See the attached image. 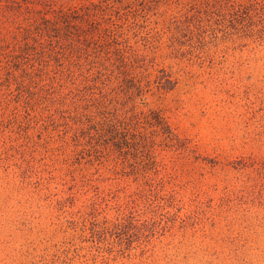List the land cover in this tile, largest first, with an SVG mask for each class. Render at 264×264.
I'll use <instances>...</instances> for the list:
<instances>
[{
  "label": "rangeland",
  "instance_id": "374dc122",
  "mask_svg": "<svg viewBox=\"0 0 264 264\" xmlns=\"http://www.w3.org/2000/svg\"><path fill=\"white\" fill-rule=\"evenodd\" d=\"M29 1L100 45L0 73V264H264V0Z\"/></svg>",
  "mask_w": 264,
  "mask_h": 264
},
{
  "label": "trees",
  "instance_id": "16d2710c",
  "mask_svg": "<svg viewBox=\"0 0 264 264\" xmlns=\"http://www.w3.org/2000/svg\"><path fill=\"white\" fill-rule=\"evenodd\" d=\"M21 2L23 1L0 0V9L6 8L9 11L14 9H33L31 1L24 2L27 5H23ZM11 6L13 7L11 8ZM50 8L52 9V7ZM65 9L79 8L62 7L57 10L52 20L48 17L40 16V21H37L36 17L30 15L27 27L14 23L19 13H17L16 17L14 13H12L11 17L10 15L2 14L1 16L5 20L9 17L10 19L6 24L4 23V19L0 20V73L4 74L6 78L9 77L12 80H17V83H21V79L19 80L20 76L16 75V71H14L18 65L23 67L22 70H25L27 68L26 65H29L28 68H31L34 66V62L48 66L50 59L60 58L69 61L73 59L72 57L79 59L83 54L88 55L90 53L96 57L98 54L96 46L100 45L97 44L96 34H93V38L92 35L88 36L84 28L85 22L94 21V19L90 17L85 18L83 14L71 15L70 11ZM83 9L92 8L83 5ZM73 16L78 17V20L75 21L76 17L74 18ZM10 22L17 26L18 33L22 37L20 42L18 40L14 41L9 46V42L5 40L4 35L8 31V27L10 28L11 26ZM93 31L97 32L96 27H94ZM89 48L92 51H88ZM27 77L29 81L34 82V79H32L34 77H31V73H27ZM165 82L169 84L170 80L166 79ZM169 87L171 86L169 85ZM124 129H120V132Z\"/></svg>",
  "mask_w": 264,
  "mask_h": 264
}]
</instances>
